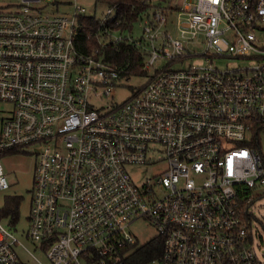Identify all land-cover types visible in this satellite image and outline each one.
<instances>
[{
    "label": "built area",
    "instance_id": "obj_1",
    "mask_svg": "<svg viewBox=\"0 0 264 264\" xmlns=\"http://www.w3.org/2000/svg\"><path fill=\"white\" fill-rule=\"evenodd\" d=\"M58 9L0 6V104L11 105L0 108V190L10 187L2 156L47 143L29 238L52 264H130L138 239L128 227L144 217L163 239L145 264H264L251 210L264 184V0H154L140 39L113 23V7L104 18ZM199 38L204 51L191 52ZM122 42L139 48L143 71L166 63L119 104L109 99L126 72L106 50ZM194 57L208 64L176 66ZM228 58L249 65L213 64ZM159 153L168 169L138 184L128 166ZM18 247L44 264L0 216V264H27Z\"/></svg>",
    "mask_w": 264,
    "mask_h": 264
},
{
    "label": "rangeland",
    "instance_id": "obj_2",
    "mask_svg": "<svg viewBox=\"0 0 264 264\" xmlns=\"http://www.w3.org/2000/svg\"><path fill=\"white\" fill-rule=\"evenodd\" d=\"M13 1L15 0H0V6ZM183 3L184 0H172V4H177L179 6H182ZM76 4L84 8L87 14L96 18L106 17L109 10L108 6L98 3L96 0H55V5L59 6L58 11L66 14H72ZM52 11L57 10L54 9ZM152 12L153 10H150V13ZM144 22L145 20L143 17L137 19L132 24V31L130 32L127 28L124 34L130 33L135 39H140L144 35ZM169 31L174 37L180 36L177 27L175 26V22L170 24ZM115 35H119V32H116ZM204 41L203 38H199L196 41L189 43L188 47L191 52L201 53L205 48ZM165 63V61L161 60L158 65H155L149 70L134 73L129 77L123 78L120 81V85L115 90L114 97L109 99V101L119 104L125 102L138 89L146 86L154 75L155 70ZM206 64H208V62L204 57H194L188 58L183 64L176 66ZM213 64L222 68L230 69L249 65L247 61H241L240 59L235 58L215 59ZM10 107L11 105L9 103L0 104V108ZM46 145L47 143H33L21 147L16 152L7 153L2 156V166L10 182V187L6 190H0V216L3 224L8 227L44 264H52L46 256V250L41 249L40 242L31 240L28 236L35 168L39 153ZM158 156L159 161L156 163L149 162L142 165L128 166L131 175L138 184L142 185L147 182L148 179L154 176H160L168 169L169 165L164 154L159 153ZM255 195H257L256 200L251 207V210L258 219L259 228L254 247L258 256L264 261V184L257 187ZM11 198L18 199L19 208L17 214L7 211L10 207L9 200ZM128 231L138 239V244L132 247L130 251L146 244L155 237H160L156 226L144 217L133 221L128 227ZM17 251L23 262H26L27 264H39L23 247H18Z\"/></svg>",
    "mask_w": 264,
    "mask_h": 264
},
{
    "label": "trees",
    "instance_id": "obj_3",
    "mask_svg": "<svg viewBox=\"0 0 264 264\" xmlns=\"http://www.w3.org/2000/svg\"><path fill=\"white\" fill-rule=\"evenodd\" d=\"M98 3L106 6L113 7L115 9V21H118V28H131L134 21L139 19L142 14L148 11L154 0H96ZM168 1V0H161ZM91 18V15H89ZM94 17V16H92ZM91 45L95 44V40L89 41ZM107 60L113 61L119 64L125 69V76L129 77L134 73L142 72L143 56L137 46L132 43L122 42L118 44H112L108 46ZM16 152V151H12ZM11 152V153H12ZM10 207L8 212L18 213V199L11 198L9 200ZM163 249V239L161 237H155L146 244L136 248L128 257L130 264H145L151 258L159 255Z\"/></svg>",
    "mask_w": 264,
    "mask_h": 264
}]
</instances>
